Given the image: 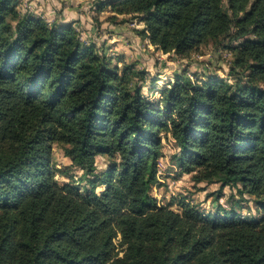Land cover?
Returning <instances> with one entry per match:
<instances>
[{"label": "trees", "instance_id": "16d2710c", "mask_svg": "<svg viewBox=\"0 0 264 264\" xmlns=\"http://www.w3.org/2000/svg\"><path fill=\"white\" fill-rule=\"evenodd\" d=\"M163 53L226 42L241 78L175 74L156 102L124 64L29 2L0 0V264H264V0H99ZM235 44V45H234ZM219 45V44H218ZM180 173L248 194L243 220L151 195L161 133ZM58 145L81 172L59 185ZM97 157H107L98 169ZM100 188L98 191L97 189ZM124 246L118 257L113 240Z\"/></svg>", "mask_w": 264, "mask_h": 264}, {"label": "rangeland", "instance_id": "374dc122", "mask_svg": "<svg viewBox=\"0 0 264 264\" xmlns=\"http://www.w3.org/2000/svg\"><path fill=\"white\" fill-rule=\"evenodd\" d=\"M97 3L99 0H34L32 10L41 8L45 16L51 17L59 11L67 18L64 22L68 23H75L72 20L79 18L74 29L105 49L107 54L118 55L121 62H115L120 68L123 63H136L137 68L144 71L143 95L151 102H156L161 96V90L169 87L175 80L174 75L182 71L192 82L217 77L226 83H233L241 78L239 69L231 71L233 56L226 42L202 45L189 57H181L172 52L163 53L148 38L137 34L136 30L143 27L138 18L118 15L111 20L110 8L97 10ZM161 136L163 147L157 165L158 182L151 189V195L156 198L159 206L170 205L172 210L179 212L177 202L184 201L196 206L203 214L211 215L221 207L234 211L243 220L256 221L261 218V211L254 199L246 193L240 194L237 187L226 186L221 189L219 183L196 184L192 174H181L172 159L176 150L173 139L163 132ZM51 160L55 170L54 179L59 185L75 181L78 187H82L83 183L79 181L81 172L70 167L69 159L58 145L52 147ZM107 163V157L96 158L98 169L105 168ZM119 242V236L113 240L115 251L121 257L124 246H120Z\"/></svg>", "mask_w": 264, "mask_h": 264}, {"label": "crops", "instance_id": "0c3cea01", "mask_svg": "<svg viewBox=\"0 0 264 264\" xmlns=\"http://www.w3.org/2000/svg\"><path fill=\"white\" fill-rule=\"evenodd\" d=\"M20 1H21V4H25L28 1L29 7L32 9V5L34 4V0H20ZM35 4H36V2H35ZM36 9L38 10V12H40V8H36ZM36 9H35V11H36ZM55 19H57L59 21H61V20L65 21L67 18H65V15H63V14L61 15V13L59 11H57V13L55 12L54 17H53V20H55ZM78 20H79V18H75L72 21H76L75 23H77Z\"/></svg>", "mask_w": 264, "mask_h": 264}]
</instances>
